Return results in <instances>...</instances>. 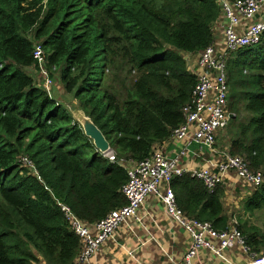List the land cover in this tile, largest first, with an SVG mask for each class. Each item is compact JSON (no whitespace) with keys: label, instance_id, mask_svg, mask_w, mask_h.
<instances>
[{"label":"trees","instance_id":"trees-1","mask_svg":"<svg viewBox=\"0 0 264 264\" xmlns=\"http://www.w3.org/2000/svg\"><path fill=\"white\" fill-rule=\"evenodd\" d=\"M219 17L214 0H0V264H73L81 244L59 204L90 224L126 204V168L28 72L35 45L116 158L141 162L184 124L196 85L185 55L214 43ZM227 74L230 153L264 174V35L234 53ZM171 187L185 216L230 228L223 185L210 191L185 174ZM249 194L241 210H264V183ZM240 215L246 245L264 255V230Z\"/></svg>","mask_w":264,"mask_h":264},{"label":"built area","instance_id":"built-area-1","mask_svg":"<svg viewBox=\"0 0 264 264\" xmlns=\"http://www.w3.org/2000/svg\"><path fill=\"white\" fill-rule=\"evenodd\" d=\"M214 1L220 8L219 20L213 25L215 41L198 54L196 67L190 69L196 77L192 99L183 111L184 124L175 129L169 139L182 146L180 151L172 156L162 146H157L141 162L118 160L112 150L103 154L110 162H119L126 168L128 181L122 188L126 204L92 224L79 219L68 206L59 204L81 244V251L73 264L89 263L105 243L116 240L118 230L127 226L129 220L134 219L142 224L141 211L152 197L161 204L167 216L192 238L184 257L178 261L171 259L169 264H195L202 249L223 258L226 250L237 246L252 256L249 264H264V255L253 253L246 245L244 236L236 226L239 225L238 221L234 219L227 230L216 231L211 223L188 218L178 208L171 187L174 178L185 174L202 180L210 191L222 185L230 174L250 189L264 183V174L250 170L243 157L233 156L229 148L223 150L217 147L218 138L228 129L232 115L228 106V60L239 50L261 43L264 35V0ZM33 56V69L42 74L41 88L49 93L53 78L46 69V56L40 43L35 45ZM36 66L39 70H36ZM195 144L200 149H209L214 157L202 169L189 170L185 162L191 153L190 147ZM20 162L38 176L28 156H22Z\"/></svg>","mask_w":264,"mask_h":264},{"label":"crops","instance_id":"crops-1","mask_svg":"<svg viewBox=\"0 0 264 264\" xmlns=\"http://www.w3.org/2000/svg\"><path fill=\"white\" fill-rule=\"evenodd\" d=\"M198 54L185 55L189 71L196 67ZM32 71L37 75L34 69ZM59 93L61 92L58 91ZM59 102L64 105L62 100ZM157 146H162L172 156L182 147L169 139L155 147ZM190 150L185 162L189 170L202 169L214 157L209 149L192 146ZM222 185L225 187L223 202L226 214H232L236 218L237 210H241L242 202L250 195V191L245 190L248 185L232 174L225 178ZM228 209L230 210L227 211ZM242 214L241 219L245 220V212L242 211ZM248 215L250 214L247 213ZM140 216L143 218L142 224L134 219L129 220L127 226L118 230L116 240L105 243L87 264H169L171 259L181 260L192 244L191 236L167 216L161 204L153 197L148 200ZM250 261L252 256L244 252L241 246H237L226 250L223 258L202 249L195 264H249Z\"/></svg>","mask_w":264,"mask_h":264},{"label":"rangeland","instance_id":"rangeland-1","mask_svg":"<svg viewBox=\"0 0 264 264\" xmlns=\"http://www.w3.org/2000/svg\"><path fill=\"white\" fill-rule=\"evenodd\" d=\"M196 57V56H194ZM192 58H190V64L192 63ZM33 69H28V72L34 77L36 78V83L42 87L43 83H42V74L37 73V75L32 71ZM54 80H52V85L49 88V94L52 98H57V101L59 102V100H62L64 103V106L71 112V111H75V110H79L77 103L73 97L72 94H68L65 92V89L63 87V85L61 84V82L58 79V73L54 72ZM108 77L110 76V72L107 73ZM107 80H109V82H106L107 87L110 86V89L112 91L114 90H120V85L116 82V83H112V77L108 78ZM55 91V93H54ZM58 91H60L61 93L58 94ZM56 96V97H55ZM56 100V99H55ZM60 103V102H59ZM62 104V103H61ZM63 105V104H62ZM231 137H233L232 135L230 136V133L228 131V129L226 130L225 133L221 134V136L218 138V148H222L223 150H226L227 148H229L228 146H230V141H231ZM196 146V144H195ZM245 190L247 191H252V189L245 188ZM241 208V207H240ZM230 209H228L227 211H229ZM233 210V208L231 209ZM234 211V210H233ZM231 211V212H233ZM242 210H237V214H241L242 215ZM240 215V216H241ZM243 216V215H242ZM241 216V217H242ZM246 217L245 220H243L244 222L249 221L251 224L257 225L259 226L262 230H264V210H259L257 212H255L252 215H248L245 214L244 215ZM238 217V218H241ZM250 218V219H249ZM238 220L237 218H232L233 220ZM239 229V225H236ZM240 231V230H239ZM241 232V231H240Z\"/></svg>","mask_w":264,"mask_h":264},{"label":"water","instance_id":"water-1","mask_svg":"<svg viewBox=\"0 0 264 264\" xmlns=\"http://www.w3.org/2000/svg\"><path fill=\"white\" fill-rule=\"evenodd\" d=\"M72 115L73 118L82 126L85 135L93 142L96 149L102 154H107L111 150L110 144L92 119L80 109L75 110ZM233 116L234 115H231V118H233Z\"/></svg>","mask_w":264,"mask_h":264}]
</instances>
